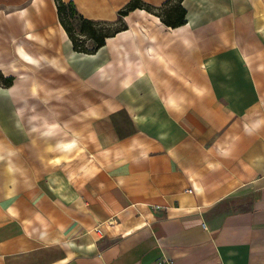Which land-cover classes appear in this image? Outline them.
<instances>
[{"label": "crops", "instance_id": "0c3cea01", "mask_svg": "<svg viewBox=\"0 0 264 264\" xmlns=\"http://www.w3.org/2000/svg\"><path fill=\"white\" fill-rule=\"evenodd\" d=\"M180 4L0 0V264H264V0Z\"/></svg>", "mask_w": 264, "mask_h": 264}, {"label": "trees", "instance_id": "16d2710c", "mask_svg": "<svg viewBox=\"0 0 264 264\" xmlns=\"http://www.w3.org/2000/svg\"><path fill=\"white\" fill-rule=\"evenodd\" d=\"M181 0H167L162 5H153L144 0H130L119 10V18L112 22L85 17L73 1L56 0L59 19L72 39L76 50L94 53L105 44L108 36L125 29L124 16L136 8H144L158 14L169 26L185 23L186 10L180 4ZM92 40V44L88 43ZM9 79L5 78V84Z\"/></svg>", "mask_w": 264, "mask_h": 264}, {"label": "rangeland", "instance_id": "374dc122", "mask_svg": "<svg viewBox=\"0 0 264 264\" xmlns=\"http://www.w3.org/2000/svg\"><path fill=\"white\" fill-rule=\"evenodd\" d=\"M88 43H89V44H92L93 42H92V40H88Z\"/></svg>", "mask_w": 264, "mask_h": 264}, {"label": "built area", "instance_id": "2783aa9c", "mask_svg": "<svg viewBox=\"0 0 264 264\" xmlns=\"http://www.w3.org/2000/svg\"><path fill=\"white\" fill-rule=\"evenodd\" d=\"M206 226V225H205Z\"/></svg>", "mask_w": 264, "mask_h": 264}]
</instances>
